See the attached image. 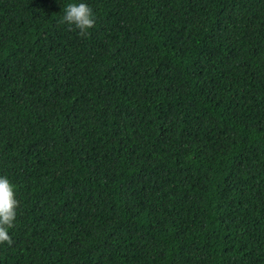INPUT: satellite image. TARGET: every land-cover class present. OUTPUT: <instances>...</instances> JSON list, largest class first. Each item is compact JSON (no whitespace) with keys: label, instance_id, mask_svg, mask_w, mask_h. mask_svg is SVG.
<instances>
[{"label":"trees","instance_id":"obj_1","mask_svg":"<svg viewBox=\"0 0 264 264\" xmlns=\"http://www.w3.org/2000/svg\"><path fill=\"white\" fill-rule=\"evenodd\" d=\"M0 0V264H264V0Z\"/></svg>","mask_w":264,"mask_h":264},{"label":"clouds","instance_id":"obj_2","mask_svg":"<svg viewBox=\"0 0 264 264\" xmlns=\"http://www.w3.org/2000/svg\"><path fill=\"white\" fill-rule=\"evenodd\" d=\"M60 19L81 35H86L94 24V14L85 0H67ZM17 207L15 186L7 176L0 174V241L10 242L7 229L17 216Z\"/></svg>","mask_w":264,"mask_h":264}]
</instances>
